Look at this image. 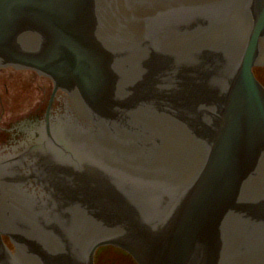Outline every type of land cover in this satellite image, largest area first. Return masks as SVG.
<instances>
[{
	"label": "water",
	"instance_id": "95a60500",
	"mask_svg": "<svg viewBox=\"0 0 264 264\" xmlns=\"http://www.w3.org/2000/svg\"><path fill=\"white\" fill-rule=\"evenodd\" d=\"M263 64L264 0H0V69L53 82L45 129L0 153V264H94L107 245L264 264ZM33 85L9 81L14 108Z\"/></svg>",
	"mask_w": 264,
	"mask_h": 264
},
{
	"label": "flooded vegetation",
	"instance_id": "af4514ba",
	"mask_svg": "<svg viewBox=\"0 0 264 264\" xmlns=\"http://www.w3.org/2000/svg\"><path fill=\"white\" fill-rule=\"evenodd\" d=\"M259 68L263 69L264 66ZM24 76H27V79L35 84L32 89L34 90L36 88L37 94L35 93V97L31 98V102L27 100L28 105L26 104L25 107L21 106L16 109L13 107L16 100L12 99L7 87H9L10 80H20ZM258 78L264 85V79L259 76ZM0 79L3 80V82L0 81V147L19 146L29 140L37 127L42 124L45 118L42 109L44 108L48 95L51 93L52 82L33 71H22L13 68L1 69ZM2 86L5 87L3 91H1ZM63 103L64 100L58 96L52 111L54 121L56 120V111L61 109ZM97 253L95 256V264H97Z\"/></svg>",
	"mask_w": 264,
	"mask_h": 264
},
{
	"label": "rangeland",
	"instance_id": "374dc122",
	"mask_svg": "<svg viewBox=\"0 0 264 264\" xmlns=\"http://www.w3.org/2000/svg\"><path fill=\"white\" fill-rule=\"evenodd\" d=\"M255 73L264 79V68H255ZM11 245V244H10ZM97 264H136L133 258L126 252L114 248L104 247L97 253Z\"/></svg>",
	"mask_w": 264,
	"mask_h": 264
},
{
	"label": "bare ground",
	"instance_id": "6f19581e",
	"mask_svg": "<svg viewBox=\"0 0 264 264\" xmlns=\"http://www.w3.org/2000/svg\"><path fill=\"white\" fill-rule=\"evenodd\" d=\"M254 71H255V68H254ZM4 241H5L6 243H9V242H10L9 240H6L5 238H4Z\"/></svg>",
	"mask_w": 264,
	"mask_h": 264
}]
</instances>
